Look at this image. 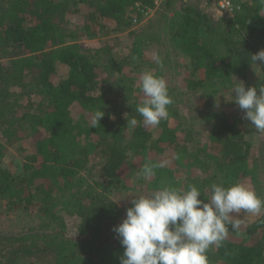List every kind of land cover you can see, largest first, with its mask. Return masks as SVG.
Instances as JSON below:
<instances>
[{
	"label": "trees",
	"instance_id": "obj_1",
	"mask_svg": "<svg viewBox=\"0 0 264 264\" xmlns=\"http://www.w3.org/2000/svg\"><path fill=\"white\" fill-rule=\"evenodd\" d=\"M187 1H180L171 18H163L175 51L189 58V86L203 90L210 99L208 88L216 94L236 80H244L253 64L251 55L257 48L264 49V2L248 0L234 16L222 15L214 22ZM81 4L105 19L131 8L134 0H0V52L11 50L12 59L9 65L0 64V137L10 142L9 137L17 140L24 134L30 138L31 150L21 170L12 174L1 166L4 143L0 141V197L7 215H31V209L37 207L42 224L35 231L48 233L40 242L15 245L2 255L6 259L1 264H45L46 260L49 264H120L124 249L113 228L122 222L131 204L120 208L109 195L125 186L127 165L142 171L146 163H160L158 156L175 151V166L189 171L200 168L204 174L213 171L185 187L175 181L173 171L157 168L145 185L147 195L165 186L186 190L195 185L207 198L213 183L229 187L254 172L248 163L251 145L238 124L228 119L213 129L214 136L223 139L222 155L216 158L206 153V147L188 153L167 119L161 120L158 137L152 141L137 106L127 107L125 116L111 111V96L122 98L118 90L113 92L116 81L100 78L101 57L94 60L71 46L78 36L63 28L67 13ZM170 6L169 0L164 13ZM140 51L135 42L133 63L139 62ZM114 66V72L122 74L127 65ZM262 71L264 76V67ZM32 82L40 89L45 108L42 113L25 111L14 117V104ZM255 87H264V81ZM74 104L85 111V118L81 116L78 122L69 116ZM99 110L104 116L95 124L93 117ZM114 113L116 120H112ZM133 117L137 124L126 129L127 119ZM82 133L90 139L80 147ZM125 133L129 141L123 143L120 136ZM128 152L133 155L130 163ZM89 155L98 161L97 179L91 181L99 190L92 192L84 191L88 183L79 175ZM62 213L75 216L74 234L67 229ZM206 255L208 264H264V214L250 226L246 238L227 235Z\"/></svg>",
	"mask_w": 264,
	"mask_h": 264
},
{
	"label": "rangeland",
	"instance_id": "obj_2",
	"mask_svg": "<svg viewBox=\"0 0 264 264\" xmlns=\"http://www.w3.org/2000/svg\"><path fill=\"white\" fill-rule=\"evenodd\" d=\"M168 1L166 0L164 4L157 8L147 4L148 10L145 13L139 11L132 4L131 8H126L118 16L105 19L99 18L98 14L93 13V10L81 4L76 8H72L73 12L70 11L72 13H67L63 28L69 30V32L73 31L78 36L69 43L71 46H76L81 53L90 58L92 57L94 60L98 56L101 57V63L98 66L100 78H108L112 82L115 80L116 84L113 92L118 90L119 95L122 96L121 99L111 96L113 101L111 111L116 112L118 115L125 116L127 107H135L142 103L144 95L140 87V77L144 71H152L156 75L163 76L168 83L169 94L173 100V103L168 106V127L176 130L178 143L188 153L206 147L208 155L219 158L222 155L223 139L214 136L213 129L215 125L223 119L238 124L239 129L244 134V140L251 145L248 163L254 170L251 173L254 181L249 175L245 179L238 180L237 183L249 187L264 200V132L258 131L249 121L243 119V111L236 104L227 100L230 99V88L232 86L243 82L246 88L255 87L257 83L264 81L263 67L253 63L249 67L244 80H236L231 87L216 94H212V90L208 88L210 99H207V94L203 90L189 86L187 81L190 70L189 58L177 53L169 39L168 22L165 18L172 17L173 12L180 8L181 0H170V9L167 13H164L163 8ZM198 1L188 0L187 2L208 13L214 22L221 17L211 7ZM135 42H138L141 48V57L137 63L132 62V48ZM260 50V48H257L255 53ZM10 56L11 50L0 52V64L9 65L12 61ZM156 56L160 57L161 62L159 64L155 60ZM108 59H110L109 62H107ZM120 62L127 66L123 68L122 74H117L114 72V65ZM257 63L259 64V62ZM59 76L62 77L63 75L59 74ZM59 76L57 77L59 78ZM132 79L135 80L134 83L131 82ZM127 87H129L128 90ZM38 90L35 83L32 82L28 89L21 92V98L18 102H14L15 104L12 102L14 104L12 110L14 117H20L25 111L30 112V114H38L45 108L44 105L46 104L42 103V96ZM257 90L259 92V89ZM126 94L129 97H126ZM218 101L219 106H217ZM117 114L112 115V120L117 119ZM84 115L85 111L78 104H74L69 108V116L73 122H78L81 116L84 117ZM125 128L127 129L128 126L126 125ZM147 128L152 136V141H154L158 137L160 129L158 126H147ZM5 138L1 139L0 137V141L4 143L2 144L1 166L15 174L21 170V168L19 170V167L31 153L28 142L30 138L24 134L19 135L17 140L9 137L10 142L5 141ZM89 139L85 133H82L78 137L79 146L82 147ZM95 140V138L92 139V141ZM120 141L123 143L129 141V136L125 133L123 137L120 136ZM174 156L175 151L168 152L158 156L157 160L164 163V168L173 171L175 181L180 183L181 186L186 187L188 182L191 183L193 180L198 183L202 177L205 178L213 172L209 171V173L204 174L200 168H193L190 171L184 167L179 168L175 166ZM127 158L128 162L133 161L131 152L127 153ZM97 168L98 161L94 160L93 155H89L87 163L79 172L81 178H84L88 183L84 187V191L99 190L91 181L92 178L97 179ZM124 174H126L125 186L113 190L109 195V198L120 208H126L134 198L147 195V192L144 191L145 185L150 181V178L145 179L141 175V171L131 165L130 167L127 165ZM205 189L207 188L205 187ZM31 210L33 214L27 216H22L21 213L13 216L7 215L5 201L0 197V264L6 259L2 255L12 247L14 248L15 245L40 242L41 238L44 240V235H48V233L35 231L41 229L38 226L42 224V221L36 214L37 207ZM263 214L264 210L259 214L246 213L242 210L236 217L243 220L241 227L237 230L230 229L227 235L238 239L246 238L250 226ZM61 215L67 220V229L74 234L75 216H67L65 213ZM45 262V264H49L48 260Z\"/></svg>",
	"mask_w": 264,
	"mask_h": 264
},
{
	"label": "clouds",
	"instance_id": "obj_3",
	"mask_svg": "<svg viewBox=\"0 0 264 264\" xmlns=\"http://www.w3.org/2000/svg\"><path fill=\"white\" fill-rule=\"evenodd\" d=\"M155 60L161 62L159 56ZM251 62L264 67V49L252 54ZM140 87L144 98L136 111L145 126L156 127L169 117L168 106L173 103L168 83L163 76L144 71ZM227 100L243 111V119L264 132V87L258 92L240 82L230 88ZM103 116L102 110L97 111L94 123ZM136 124L135 117L127 119V126ZM162 167L164 163H146L141 175L149 178ZM242 210L259 214L264 200L241 183L229 187L213 183L207 198L195 185L186 190L165 186L134 198L125 218L113 228L124 249L120 264H208L209 248L218 247L230 229L241 227L243 220L236 217Z\"/></svg>",
	"mask_w": 264,
	"mask_h": 264
},
{
	"label": "built area",
	"instance_id": "obj_4",
	"mask_svg": "<svg viewBox=\"0 0 264 264\" xmlns=\"http://www.w3.org/2000/svg\"><path fill=\"white\" fill-rule=\"evenodd\" d=\"M206 6L211 7L216 13L223 16L232 17L237 14L243 6L249 4L248 0H199ZM166 0H134V5L141 12H146L147 4L153 7H159L164 4Z\"/></svg>",
	"mask_w": 264,
	"mask_h": 264
}]
</instances>
